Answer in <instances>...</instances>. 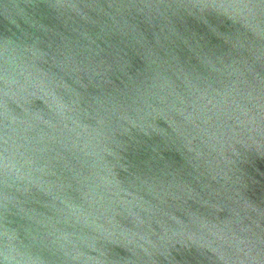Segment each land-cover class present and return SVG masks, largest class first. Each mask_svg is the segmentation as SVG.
Instances as JSON below:
<instances>
[{
  "label": "water",
  "instance_id": "95a60500",
  "mask_svg": "<svg viewBox=\"0 0 264 264\" xmlns=\"http://www.w3.org/2000/svg\"><path fill=\"white\" fill-rule=\"evenodd\" d=\"M0 264H264V0H0Z\"/></svg>",
  "mask_w": 264,
  "mask_h": 264
}]
</instances>
